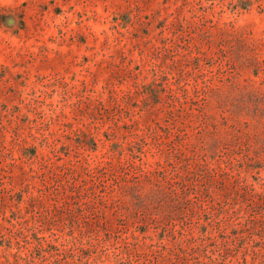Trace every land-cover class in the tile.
Here are the masks:
<instances>
[{
    "label": "rangeland",
    "instance_id": "374dc122",
    "mask_svg": "<svg viewBox=\"0 0 264 264\" xmlns=\"http://www.w3.org/2000/svg\"><path fill=\"white\" fill-rule=\"evenodd\" d=\"M0 264H264V0H0Z\"/></svg>",
    "mask_w": 264,
    "mask_h": 264
},
{
    "label": "trees",
    "instance_id": "16d2710c",
    "mask_svg": "<svg viewBox=\"0 0 264 264\" xmlns=\"http://www.w3.org/2000/svg\"><path fill=\"white\" fill-rule=\"evenodd\" d=\"M50 245V244H49Z\"/></svg>",
    "mask_w": 264,
    "mask_h": 264
}]
</instances>
